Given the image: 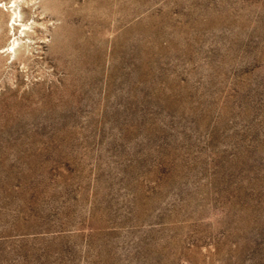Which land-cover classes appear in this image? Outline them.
<instances>
[{
  "label": "rangeland",
  "instance_id": "obj_1",
  "mask_svg": "<svg viewBox=\"0 0 264 264\" xmlns=\"http://www.w3.org/2000/svg\"><path fill=\"white\" fill-rule=\"evenodd\" d=\"M0 264H264V0H0Z\"/></svg>",
  "mask_w": 264,
  "mask_h": 264
}]
</instances>
